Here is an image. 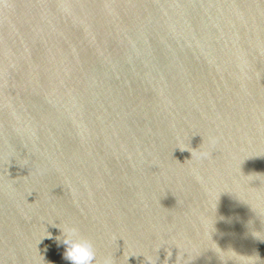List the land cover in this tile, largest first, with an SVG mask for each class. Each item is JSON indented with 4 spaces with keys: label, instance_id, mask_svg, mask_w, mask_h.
<instances>
[{
    "label": "water",
    "instance_id": "obj_1",
    "mask_svg": "<svg viewBox=\"0 0 264 264\" xmlns=\"http://www.w3.org/2000/svg\"><path fill=\"white\" fill-rule=\"evenodd\" d=\"M257 200L264 0H0V264H69L65 221L116 264H264Z\"/></svg>",
    "mask_w": 264,
    "mask_h": 264
},
{
    "label": "clouds",
    "instance_id": "obj_2",
    "mask_svg": "<svg viewBox=\"0 0 264 264\" xmlns=\"http://www.w3.org/2000/svg\"><path fill=\"white\" fill-rule=\"evenodd\" d=\"M209 154L207 150H204L199 153V157L201 159H207ZM251 179L259 178L255 177ZM250 205L256 214L264 220V203L257 200L255 204ZM214 220L205 221L209 230L213 227ZM59 227L61 229V235L57 239L64 246L63 256L65 260L69 261V264H116L115 257L111 254H107L98 260L97 250L93 240L85 235L74 222L65 221ZM253 234L264 239V231H254ZM214 249L221 260L231 258L235 260L236 264H256L257 257L255 256L238 255L231 249L221 250L219 247Z\"/></svg>",
    "mask_w": 264,
    "mask_h": 264
}]
</instances>
